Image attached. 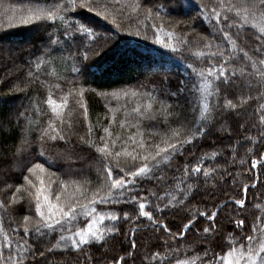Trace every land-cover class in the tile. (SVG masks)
<instances>
[{"label":"trees","instance_id":"obj_1","mask_svg":"<svg viewBox=\"0 0 264 264\" xmlns=\"http://www.w3.org/2000/svg\"><path fill=\"white\" fill-rule=\"evenodd\" d=\"M60 0H0V53L2 46L13 47L0 56V113L7 115L10 112L9 104L15 105L12 112H27L28 119L33 121L32 137L35 140L39 136L40 130L47 127V122L53 120L58 129H63L67 136H70V143L64 141L48 140L42 146L37 140L33 143V150L25 154L24 159L11 171L4 175L0 168V201L9 204L12 200V193L16 190V185H24L31 192L35 187L27 185L23 175H28L37 186V180L33 179L34 173L27 172L26 164L31 167L33 164H43L45 171L51 175L52 188L57 192L61 191L59 181H76L81 189H88V195L100 186L104 179L100 154L95 148L89 147L79 140L80 136L90 138L97 144L99 138L106 136L103 128L109 127L112 133L111 139L116 140L115 149L121 150L124 145L129 152H141L138 147L142 137L150 146L160 144L164 147L163 141L171 136L172 129L176 127L174 123H166L162 113L157 114L155 120L141 118L132 113V109L138 104L143 106L148 97L144 94L151 92L153 96L166 100L169 104H174L175 99L163 94L162 89L176 90L181 81L188 82L189 85L196 79L192 69L188 67L192 64L197 70L213 65L218 66L222 57H212L211 52H217L219 45L228 55L229 45L223 41L222 34L213 30V21L208 18L212 8L217 11L221 9V0H98L97 11H105L108 18L97 16L95 11L89 12L87 8H75L67 13L68 22L87 21L91 24L99 25L98 32L101 37L108 36L110 39H95L93 37L76 33L74 39L65 41L63 36L67 24L59 19L51 21L32 20L25 24L21 22V17H27L31 10L37 8H47ZM237 0H224V3H236ZM140 3L142 7L133 11L134 6ZM206 6L201 12V6ZM151 8L153 15L159 12V19H145L144 12ZM233 16L234 13H229ZM9 17H14L9 20ZM113 20L115 21L113 23ZM163 25L164 32L161 40L165 43L175 45L179 50L171 51L164 48L163 43L157 44L155 40V30ZM119 25V28L117 27ZM251 25V22H249ZM139 32V35L136 33ZM174 33L169 38L166 33ZM235 34L236 29H232ZM257 29L251 26L245 27L241 32V38L237 39V44L246 49H254L257 41L255 39ZM50 37L60 38L61 44L51 45ZM147 37V38H145ZM181 40H187V44H181ZM211 42L212 47L207 48L205 44ZM8 52V53H7ZM48 52L45 56L50 63L44 64L40 69H36L32 63L37 56ZM203 52L204 56H197L196 53ZM85 53L87 59L84 58ZM7 54V55H6ZM14 54V55H13ZM251 54V52H250ZM15 57V60L7 58ZM242 56V54H241ZM240 61H233L239 64ZM73 67L80 71L73 72ZM231 71L232 65H229ZM9 70V75L6 70ZM33 72V77L28 76V72ZM36 77H39L36 79ZM30 81H34L31 82ZM59 85V87H57ZM223 87V84H221ZM83 90L81 97L80 90ZM155 89V91H154ZM132 91L141 95L133 97ZM129 95L125 96L124 93ZM51 95L57 104L65 103V107L59 109L60 117L57 118L52 113L51 108L45 101ZM185 99H193L189 92H184L180 97V103L184 104ZM82 102L87 108V119H85L84 108L80 107ZM257 104L253 102L248 111L251 112ZM39 107L40 114L35 109ZM159 104H154L158 108ZM127 113V115H126ZM115 119L114 123H111ZM171 119H174L171 118ZM63 120V123H61ZM121 121H127L121 127ZM139 123V130L133 124ZM21 126H26L27 120L21 118ZM220 124L231 128V135L221 132L218 129ZM71 125V127H69ZM89 127L92 128L91 137L88 135ZM135 135L136 143L128 140L129 136ZM224 134L226 137H224ZM18 135V130L5 137H0V148L4 151V157L8 156L9 146L12 145ZM256 136V131L251 132L241 129L239 123L233 119L221 118L212 128L211 133L196 140L193 144L187 145L182 155H177L166 167L169 177L180 175L177 168L182 169L185 162L195 163L196 159L204 153H211L213 150L219 151L217 162L224 163L232 176L226 178V182L213 187L212 184H203L201 176V188L188 201V209H169L163 214L155 213L158 218H162L173 233L183 230V225L192 215H197L196 222L186 233V238L177 237L172 240L162 228L152 225L145 218H141L134 227L131 222L121 219L117 223L120 229L118 235H114L105 245L85 246L84 251L91 256L95 264H106V261L113 258L125 257L126 264H156L150 258V253L159 252L161 257L167 256V246L164 240H168L172 248H178V252L172 253V264L175 259H187L199 251V239L197 230L202 233L203 227L209 225L206 217L198 215V212L208 211L218 212L216 224L219 234L216 240L222 243L227 239V234L232 232L239 237L252 233V226L256 223V218L264 216V161L259 157L264 153V143L254 146V152L247 154V149L253 147L251 141H246L247 136ZM221 138V139H217ZM125 141L127 144L125 145ZM231 146H237V160L231 162ZM14 151V149H12ZM155 151L154 147L151 148ZM258 160V167L250 169L252 156ZM0 157V158H4ZM241 158L244 163H241ZM122 163L132 164L131 157H121ZM139 160L136 161L138 165ZM23 170V174H22ZM118 173V170H116ZM122 175V173H118ZM160 173H157L159 175ZM235 177V183H233ZM254 185L243 192V186ZM11 185V187H9ZM157 181L150 177H140L126 190L125 197L119 205H96L100 211L116 210L138 212V203H123L130 195L145 197V202L151 199L149 193L156 190ZM77 184H69V193L76 190ZM28 191H21L15 203H11L7 211L0 208V227L3 232L14 238L15 241L23 235V217L28 215L34 222L39 217L35 211V200L33 193L28 195ZM246 198V205L238 208L231 203L234 199ZM154 202L149 204L146 210L152 211ZM218 208V210H216ZM133 214H136L135 212ZM81 217V216H80ZM244 219L245 227L243 233L236 228L235 220ZM87 220V219H84ZM79 218L77 226L83 227L85 221ZM19 227L20 236L12 231V228ZM75 230V229H73ZM46 235L37 236L35 233L29 238L39 251H45L56 242L59 235L63 234L59 230ZM135 231L136 249H131L133 239L132 232ZM0 243H3V234L0 233ZM219 243L216 251L219 252ZM4 255H8V249H0ZM132 251L134 254L129 256ZM106 253V255H102ZM202 254V253H201ZM148 257L147 259L145 257ZM159 260V258H158ZM87 257L84 253L73 250L48 253L44 257L38 254L33 260L28 258V264H86Z\"/></svg>","mask_w":264,"mask_h":264},{"label":"snow or ice","instance_id":"obj_2","mask_svg":"<svg viewBox=\"0 0 264 264\" xmlns=\"http://www.w3.org/2000/svg\"><path fill=\"white\" fill-rule=\"evenodd\" d=\"M118 2V0H116ZM98 0H60L58 3H53L47 8H37L31 10L27 17H21L22 23H29L35 21H51L55 22L59 19L61 22L67 24L64 29L63 36L65 41L74 39L76 33L93 37L96 33L95 39H104L107 42L110 37H101L98 32L99 25L91 24L87 21H76L73 23L68 22L67 13L75 8H87L89 12L96 13L97 16H102L104 19L108 18L105 11H97ZM142 5L137 3L133 11L140 9ZM206 6H201L203 13ZM221 11L212 8L209 17L213 21V30L222 34L223 41L229 45L228 55L219 45L218 51L209 53L212 57H222L219 65H213L209 60V67L207 70H197L192 64L188 67L192 69L193 75L196 79L189 85L188 82L181 81L176 90L167 89L163 94L167 97L175 99L174 104H169L164 99L158 96H153L151 92L144 95L148 97L147 102L141 106L137 105L132 109V113L141 118L155 120L158 113L164 115L166 123H174L176 127L172 129L171 136L163 141L164 147L160 144L153 146L148 145L143 140V133L139 132L142 139L138 144L141 152L146 154L137 153L135 151L129 152L127 148L122 145L121 150L117 151L115 145L116 140H112V133L109 127H104L103 131L106 136L99 138L100 143L97 144L92 139H86L85 136H80L79 140L95 148L96 152L100 154V161L102 163V170L104 179L100 182V186L88 195V189H81L79 183L76 181H59L61 191L54 193L55 203H52L50 196L52 195L49 190L45 191L44 188L36 187L28 175H23V179L27 185L36 188L35 191V211L39 219L34 222L28 215L23 217V235L20 236L19 227L12 228L20 239L15 241V248H13L14 238L7 233L3 232L0 227V233L3 234V243H0V249L7 248L8 255L5 256L3 251H0V264H28V258L32 257L34 260L37 254L40 257L45 256V252L52 253L57 250L68 251L73 250L76 252L84 253L87 257L86 264H95L93 258L88 256L84 251L85 246L99 245L105 247L107 242L114 236L120 233V229L116 226L117 223L123 219L124 221L131 222L135 227L141 218L147 219L149 223L162 228L164 232L172 240L177 237L186 238V233L192 228L196 222L197 215H192L183 225V230L173 233L168 225L162 218H158L155 213L163 214L169 209H188V201L193 197L196 192L201 188V176L203 184H212L213 187L218 186L220 183L226 182V178L232 176L226 166L227 161L224 163L217 162L220 155L219 151L213 150L210 154L198 157L196 162H185L182 169L177 168L176 172L180 175H172L169 177L166 173L167 165L176 158L177 155H182L187 145L193 144L196 140L208 136L213 126L221 119H233L239 123L241 129L251 132L253 129L256 131V136L251 135L245 137L246 141H251L253 147L247 149V154L254 152V146L264 143V0H237L236 3H224L221 0ZM229 13H234L230 16ZM145 19H159V12L153 15L151 8L144 12ZM14 17H9V20ZM115 21L113 20V23ZM251 22V25H249ZM251 26L257 29L255 39L257 44L254 49H246L237 44V39L241 38V32L245 27ZM119 28V25H117ZM155 30V40L157 44L163 43L164 48H169L171 51L176 52L179 49L171 43H165L161 40V34L164 32L163 25L157 27L152 25ZM235 28L236 32L233 34L232 29ZM139 35V32L136 33ZM174 33L169 32L166 35L171 38ZM147 38V37H145ZM181 44H187V40H181ZM51 45L61 44L59 37L52 39L50 37ZM205 47L211 48V42L205 44ZM251 52V54H250ZM242 54V56H241ZM48 52L42 53L37 56L32 62L35 64L36 69H40L42 65L50 63L46 60ZM197 56H204L203 52L196 53ZM84 58L87 59L85 53ZM240 61L239 64H233V61ZM229 65H232L229 71ZM73 72H79L80 69L73 67ZM33 72L29 71L28 76L33 77ZM39 77H36L38 79ZM34 82V81H30ZM223 84V87H221ZM59 87V85H57ZM155 91V89H154ZM189 92L193 99H185L184 104H181L180 97L184 92ZM82 97L83 90H80ZM125 96L129 95L128 92L124 93ZM133 97L141 95L136 91H132ZM255 102L257 106L251 111H248L249 106ZM51 108V111L57 118L60 117L59 109L65 107V103L57 104L51 95L45 101ZM80 103V107L84 108L85 119H87V108ZM154 104H159L158 108H154ZM35 111L40 114L39 107ZM127 115V113H126ZM174 119H171L173 118ZM21 118L27 120L26 126H21ZM115 119L111 121L114 123ZM63 123V120H61ZM127 121H121V127H124ZM139 130V123L133 124ZM71 127V125L69 126ZM18 135L12 145L9 146L8 156L4 157V151L0 148V168L5 171H11L15 168L25 157V154L33 150V143L37 140L41 143L43 155V144L48 140L51 141H64L66 144L70 143V136L64 133V130L58 129L53 120L47 122V127L40 130V134L35 140L32 137L33 121L28 119L27 112L14 113L9 112L7 115L0 113V137H7L8 135L16 132ZM219 130L227 132L231 135V128L220 124ZM92 128L89 127L88 135L91 137ZM135 135L128 137V140L136 143ZM127 141H125V145ZM155 149L152 151L151 148ZM14 149V151L12 150ZM231 162L234 164L237 160V146H231ZM131 157L132 164L129 166L122 163L121 157ZM264 161V153L259 157ZM140 163L137 165L136 161ZM241 163L244 159L241 158ZM27 172L32 174L35 170L44 172L43 164H33L28 167L26 164ZM258 167V160L255 155L252 156L250 169ZM122 173V175L118 174ZM157 173H160L157 175ZM23 174V170H22ZM150 177L157 181L156 190L149 193L151 199L145 202V197L138 195H130L127 199H123V203H138V212L135 209L132 211L116 210L100 211L96 205H119L122 198L125 197L126 190L133 184L137 178ZM233 177V183H235ZM43 184V181H40ZM69 184H77L76 190L69 193L67 191ZM254 185L243 186V192L246 193L248 188ZM11 187V185H9ZM21 191H28L24 185H16L15 192L12 193V200L9 204L0 201V208L8 210L11 203H15L20 199L18 194ZM28 195L32 193L28 191ZM43 201V203H42ZM154 202L152 211L146 210L149 204ZM232 204L238 208H243L246 205V198L234 199ZM44 209H47L45 211ZM136 214H133V213ZM199 216L206 217L210 222L208 226L203 227L202 233L198 229L197 236L200 241L199 251L195 255L187 259H175V264H264V216L256 218V223L252 226L251 234H244L239 237L235 236L232 232L227 234V239L219 243L216 236L219 234V229L216 224V217L218 212L209 213L208 211L198 212ZM80 216L88 217L86 227L77 226ZM236 228L240 229L243 233L245 227L244 219L235 220ZM44 229L48 230V234L59 230L61 235L56 239V242L48 247L45 251H39L34 243L30 242L31 237L35 233L39 237L46 235ZM75 229V230H73ZM133 239L131 241V249L135 250L137 245L134 239L135 231L132 232ZM219 243V252L216 251L217 244ZM164 245L167 246L168 255L161 257L159 252L150 253V258L156 264H172V253L178 252V248H172L168 240H164ZM202 253V254H201ZM134 253L130 251L129 256ZM106 255V253L102 254ZM148 258L147 256L145 257ZM159 258V260H158ZM106 264H126L125 257L120 256L118 259L106 261Z\"/></svg>","mask_w":264,"mask_h":264},{"label":"rangeland","instance_id":"obj_3","mask_svg":"<svg viewBox=\"0 0 264 264\" xmlns=\"http://www.w3.org/2000/svg\"><path fill=\"white\" fill-rule=\"evenodd\" d=\"M17 48V46H15L14 44H12V45H10V46H2V49H3V51H1V53L3 52L4 54L6 53V51H8V50H10V48ZM1 53H0V56H1ZM8 53V52H7ZM7 55V54H6ZM14 55V54H13ZM7 60H11V62L12 61H14L15 60V57L13 56L12 57V59L11 58H7ZM6 70V69H5ZM10 73H12V72H10L9 70H6V74L7 75H9ZM15 107V105H14V103L13 104H9V108H10V112H12L11 110H12V108H14ZM219 130V129H218ZM220 131V130H219ZM224 137H226V135L224 134ZM217 139H221V138H217ZM2 171H3V174L4 175H6L7 174V171H5L4 169H2ZM34 176L35 177H33V179H36L37 180V186L36 187H40V188H44L45 189V191H48L49 190V186H50V191H51V193H52V195L50 196V200L52 201V203H55L56 202V200H55V195H54V193L56 192L51 186H52V181L51 180H53L52 179V177H51V175H48V173L47 172H40L39 170L38 171H36L35 173H34ZM43 181V184H41L40 183V181ZM35 191H36V188H34L33 190H31V192L33 193V198H34V200H35ZM42 203H43V201H42ZM45 211H47V209H44ZM81 219H87V220H84L85 221V225L83 226V227H86L87 226V222H88V217H84V216H81L80 217Z\"/></svg>","mask_w":264,"mask_h":264},{"label":"water","instance_id":"obj_4","mask_svg":"<svg viewBox=\"0 0 264 264\" xmlns=\"http://www.w3.org/2000/svg\"><path fill=\"white\" fill-rule=\"evenodd\" d=\"M216 210H218V208Z\"/></svg>","mask_w":264,"mask_h":264}]
</instances>
